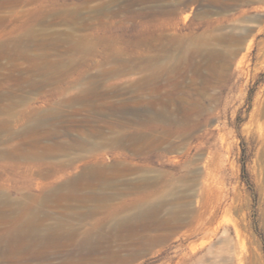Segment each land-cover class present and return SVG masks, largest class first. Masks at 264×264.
<instances>
[{
  "label": "rangeland",
  "instance_id": "rangeland-1",
  "mask_svg": "<svg viewBox=\"0 0 264 264\" xmlns=\"http://www.w3.org/2000/svg\"><path fill=\"white\" fill-rule=\"evenodd\" d=\"M0 264H264V0H0Z\"/></svg>",
  "mask_w": 264,
  "mask_h": 264
},
{
  "label": "bare ground",
  "instance_id": "bare-ground-1",
  "mask_svg": "<svg viewBox=\"0 0 264 264\" xmlns=\"http://www.w3.org/2000/svg\"><path fill=\"white\" fill-rule=\"evenodd\" d=\"M39 123H37L38 125ZM27 158L28 159H36V155L34 154H30L29 152L27 153ZM41 157H37V159H39ZM119 169L116 170L117 174H118V171ZM106 170H84L83 173L81 175H79L78 177H76L75 179H72L71 182H69L67 185H63L61 187H59L57 190H55L54 192V197L56 198V200H60L66 196H72L74 194V192H76L77 190L79 189H86L87 190L89 188H93L94 186H97L99 184H102L104 183L106 180H107V174L108 176L110 177L112 174V172H108L106 174ZM141 183H144V181L140 180ZM65 189H72L70 190L69 193H64L63 191ZM80 191V190H79ZM66 194V195H65ZM68 194V195H67ZM90 196V195H89ZM88 196V197H89ZM72 198V197H70ZM78 198V197H77ZM63 200V199H62ZM33 222V218H31L30 216L28 217V220L26 221V225L20 229H18L17 231V234L15 237L11 238L9 240V243L8 245H10L9 247L12 248V247H16L20 246L19 249H28V248H31L33 246H38V247H42V246H46L48 245L52 240V232L51 230H48L46 229L44 232L45 234L42 235V236H38V233H37V229H32L34 225H31V223ZM29 233V238H28V242L27 243H23L25 244L26 246H24L23 244H20L16 238H20L24 235V234H28Z\"/></svg>",
  "mask_w": 264,
  "mask_h": 264
}]
</instances>
